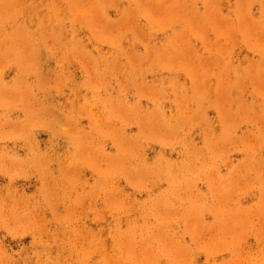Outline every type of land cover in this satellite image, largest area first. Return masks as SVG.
I'll return each instance as SVG.
<instances>
[{
  "label": "rangeland",
  "instance_id": "1",
  "mask_svg": "<svg viewBox=\"0 0 264 264\" xmlns=\"http://www.w3.org/2000/svg\"><path fill=\"white\" fill-rule=\"evenodd\" d=\"M0 264H264V0H0Z\"/></svg>",
  "mask_w": 264,
  "mask_h": 264
}]
</instances>
